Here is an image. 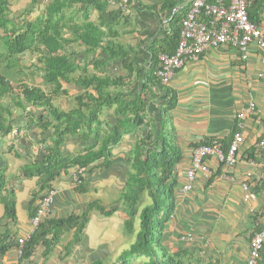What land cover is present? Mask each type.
Returning <instances> with one entry per match:
<instances>
[{
  "label": "crops",
  "instance_id": "0c3cea01",
  "mask_svg": "<svg viewBox=\"0 0 264 264\" xmlns=\"http://www.w3.org/2000/svg\"><path fill=\"white\" fill-rule=\"evenodd\" d=\"M28 1L20 0L21 5L14 10L11 7V17L15 21H22L24 10L20 9L26 7ZM50 1L41 0L29 6V20L37 14L40 16L44 4ZM104 1L107 3V13L116 10L117 7L109 6L108 0H100L101 3ZM111 1L125 3L131 11L129 16L123 15L111 26L114 33L111 40L122 45L124 59L110 57V52H103L100 48L87 52L85 47L75 45L68 46L65 52L70 61L74 58L73 53H77L76 61H88L91 69L97 67V74L124 78L122 91L132 99L145 83L144 73L151 58L150 50L157 49V55L174 51L167 44L162 48V42L174 27L179 29L174 17L183 15L190 0H174L168 8L169 0ZM250 3L249 15L264 35V0H251ZM98 14L90 0H85L84 4L71 2L64 8L65 18L78 26H83L86 21L96 24ZM19 58L22 75L28 76L24 74L26 69L31 70L30 76L36 74V68L40 66L37 52L23 53ZM26 59H29L27 63ZM123 61L136 72L127 75L122 69ZM259 65L257 51L253 50L243 58L240 51L231 47L211 48L198 61L187 62L177 69L167 85L160 83L171 89L175 96L170 124L180 152L175 170L174 206L163 227L161 243L183 264H245L251 235L264 226V155H259L254 149L255 142L264 137V79L256 78ZM42 74L38 72L36 76L40 82ZM65 88L66 95L57 98L61 109H68L69 100H73L75 106V97L84 91L72 82L66 84ZM146 93L147 96L157 94V100L151 98L146 101L143 113L148 121L150 118L153 120V126H141L124 134L121 141L110 148L106 167L94 166L85 172V190L79 192L72 184L70 169L51 181L50 187L54 191L52 219L65 218L70 214L80 215L89 209L83 234L69 255L63 256V246L69 241L71 233L61 235L60 243L55 244L50 252L43 254L44 249L38 247L33 255L22 260H18L14 243L3 255L2 264H85L95 260L112 263L110 261H115L125 250L128 243V235L124 232L126 215L119 199L131 173L126 158L137 136L143 137L149 133L151 140L158 137V101L164 94L163 90L151 86L146 88ZM249 103L254 104L255 110L242 119V141L234 164L228 166L215 157L206 158L207 171L197 172L192 190L181 192L193 148L204 141H216L226 154L240 121L237 114ZM3 106H10L8 110L11 114L7 120L13 127L10 133L0 137V169L13 190L15 221L11 224L2 219L4 210L0 202V234L8 230L9 239L16 240L21 235L31 233L29 213L45 193V190L39 191L41 178L23 177L20 169L38 156L42 150L40 142L47 140L51 131H43L30 123L24 112L10 105L8 96L0 100V107ZM115 118L111 108L104 110L99 119ZM15 130L17 133L14 135ZM85 147L87 143L80 138L68 136L63 143V153L77 154ZM247 173H250L249 178H246ZM245 180L251 192L248 200L243 199L241 188ZM34 193L37 194L34 196L35 202L29 207L27 202ZM91 203L97 206L89 208ZM114 205L116 210L112 215L101 214L100 208L107 211ZM187 234L192 235L189 242L182 240Z\"/></svg>",
  "mask_w": 264,
  "mask_h": 264
},
{
  "label": "trees",
  "instance_id": "16d2710c",
  "mask_svg": "<svg viewBox=\"0 0 264 264\" xmlns=\"http://www.w3.org/2000/svg\"><path fill=\"white\" fill-rule=\"evenodd\" d=\"M172 1L174 0H169L167 8L172 5ZM71 2L84 4L85 0H51L44 4L40 16L32 23L24 21L28 14L24 12L21 23L11 17L10 1L0 0V100L3 101L8 96L10 105L24 112L30 123L43 131H51V136L40 142L43 147L38 156L21 166L22 176L41 178L39 191H48L51 189V181L71 168L106 167L110 148L116 146L124 134L138 130L136 128L141 126H153V120L150 118L148 121L143 113L146 101L151 98L157 100V94L147 96L146 88L151 86L159 91L163 90V97L158 101V137L151 140L149 133L143 137L137 136L126 158L131 173L119 201L126 215L124 232L134 236L135 241L112 263L95 260L85 264H183L161 243L163 227L174 206V189L177 183L175 170L180 152L170 124L175 96L171 89L160 84L155 75L158 50H150L151 58L145 69V83L141 91L132 99L127 98L122 91L124 78L97 74V67L91 69L88 61H76L77 53H73L74 58L70 61L65 52L72 45L85 47L87 52L100 48L103 52H110V57L123 60L124 48L111 40L114 36L111 26L121 20L123 14L120 9L107 13L106 1L101 3L100 0H90L92 7L99 13L96 24L86 21L83 26H78L70 22L72 25L63 30L64 8ZM249 7L248 18L254 22L249 15ZM87 18L86 15V20ZM174 22L179 23V17H174ZM177 35L178 27H174L172 33L163 39L161 47L164 48L167 44L173 49ZM29 52H37L40 66L36 70L43 73L42 81L48 87L47 91L36 85H28L23 80L25 76L22 75L23 68L18 65V59L19 55ZM122 69L127 75L136 72L124 61ZM69 82L84 91L75 97L72 109L63 111L57 98L66 95L65 85ZM9 107H0V137L10 133L13 127L7 120L11 114ZM111 108L116 116L114 120L99 119L104 110ZM68 136L80 138L87 143V147L77 154L63 153V143ZM201 144H211V141ZM85 176L86 173L78 176L79 182L75 188L79 192L85 190ZM7 182L5 173L0 169V202L4 210L2 219L12 224L15 221L14 194ZM35 195L37 194H32L27 202L29 207L34 204ZM145 197L147 203L144 201ZM142 202L144 206L139 208L137 204L141 205ZM95 205L97 206L96 203H91L89 208H94ZM115 205L107 211L104 208L99 210L104 216H110L116 210ZM36 208L37 205L29 213L30 218L35 214ZM88 211L89 209L80 215L70 214L61 219H43L23 242L18 260L29 258L38 247L44 249L43 254L50 252L55 244L60 243L61 235L71 233L69 241L63 246V256L69 255L83 234ZM263 229L264 226L257 230ZM9 238L8 230L0 234V264L6 251L14 243L18 245L16 240ZM260 262L264 264V244L260 251L258 263Z\"/></svg>",
  "mask_w": 264,
  "mask_h": 264
},
{
  "label": "built area",
  "instance_id": "2783aa9c",
  "mask_svg": "<svg viewBox=\"0 0 264 264\" xmlns=\"http://www.w3.org/2000/svg\"><path fill=\"white\" fill-rule=\"evenodd\" d=\"M112 6L122 8L125 14L130 9L120 2L108 0ZM250 0H190L188 8L179 19V31L173 53H160L157 55V68L155 74L162 85H167L173 78L175 71L187 62H196L208 49H217L223 46L237 49L245 58L251 51H257L259 56V69L257 79H264V35L261 29L248 18L247 9ZM254 104L249 103L244 109L245 113L254 111ZM244 112L238 114L237 132L234 133L227 152L224 155L218 143L201 144L193 148L190 167L186 171V183L182 191H188L196 178L197 172H206L205 159L215 157L219 162L231 166L235 162V155L242 141L241 129ZM259 155H264V137L254 144ZM86 171L85 167H77L71 171L73 181L77 175ZM250 173L246 174L249 178ZM243 199L251 198L247 180L241 183ZM54 191H49L39 202L34 216L31 218V232L43 221L50 217ZM28 235L17 237L19 247L16 254H21V245ZM191 235L184 237L189 241ZM264 244V230L255 232L249 240L248 254L245 264H258L260 251Z\"/></svg>",
  "mask_w": 264,
  "mask_h": 264
},
{
  "label": "rangeland",
  "instance_id": "374dc122",
  "mask_svg": "<svg viewBox=\"0 0 264 264\" xmlns=\"http://www.w3.org/2000/svg\"><path fill=\"white\" fill-rule=\"evenodd\" d=\"M9 1H10V4H11V7H13V10H14L15 7L21 5L20 0H9ZM40 2H41V0H29L28 3H27V6H26V7H22L23 9H20V11H23V10H24L25 13H28V12H29V11H28L29 6L31 7L32 5H35V3H40ZM38 16H39V15L37 14L35 17L32 18V20L34 21ZM29 18H30V12H29V14H27V18H26V20L28 21ZM33 21H30V22L32 23ZM70 25H72V24L70 23V21H69L67 18H63V19H62V29H63V30H66V28H67L68 26H70ZM28 60H29V59H26V63L28 62ZM24 71H25L24 74H25V75H28V76H25V77L23 78V80H24L25 82H27L28 85H36V86L40 87L41 89H43L44 91H47L48 87L44 84V82H43V81L40 82L39 77L36 78V76H38V72H37V70H36V74H33V75H31V76H30V73H29V72H31L30 69H26V70H24ZM34 80H35V81H34ZM61 99H62V98H61ZM74 102H75V101H74ZM73 107H74V105H73V100H69V102H68V109H72ZM64 110H67V109H64V108H63V111H64ZM102 114H103V113H101L100 116H102ZM73 185L75 186V184H73ZM123 192H124V190L121 191L120 194H122ZM53 200H54V198H53ZM146 200H147V199H146V197H145V199H144L145 203H147ZM52 203H53V202H52ZM142 205L144 206V203H143V202L141 203V205H140V203L137 204V206H139V208H140ZM136 220H137V219H136ZM127 237H128V238H127V242H128V243H126V248H128V246H129L131 243H133V242L135 241L134 236H132V235H128ZM126 248H125V249H126ZM110 262H114V261H110Z\"/></svg>",
  "mask_w": 264,
  "mask_h": 264
},
{
  "label": "clouds",
  "instance_id": "9594fccd",
  "mask_svg": "<svg viewBox=\"0 0 264 264\" xmlns=\"http://www.w3.org/2000/svg\"><path fill=\"white\" fill-rule=\"evenodd\" d=\"M108 4H109V3H108ZM124 4H125V3H124ZM125 5H126V4H125ZM109 6H110V4H109ZM111 6H112V5H111ZM126 6L128 7V5H126ZM128 8H129V7H128ZM116 9H120V11H121V13H122L123 15H127V16H129V14H125V13L123 12V9H122V8H118V7H117ZM130 12H131V11H130ZM130 14H131V13H130ZM181 16H182V15H181ZM181 16H179V19H180ZM25 20H26V18L24 19V21H25ZM28 21H33V20H28ZM21 23H23V21H21ZM178 31H179V29H178ZM177 37H178V35H177ZM176 41H177V40H176ZM175 45H176V44H175ZM174 48H175V47H174ZM159 54H160V53H159ZM167 54H171V53H167ZM178 69H179V68H178ZM42 90H43V89H42ZM247 106H248V105H247ZM254 108H255V106H254ZM254 110H255V109H254ZM241 112H244V110L241 111ZM253 112H254V111H253ZM239 113H240V112H239ZM239 113H238V114H239ZM238 114H237V116H238ZM246 114H251V113H245V112H244V117H245ZM244 117H243V118H244ZM237 118H238V117H237ZM242 121H243V120H242ZM14 132H15V133H14V135H15V134L17 133V130H15ZM236 132H237V131H236ZM236 132H235V133H236ZM262 138H263V137H262ZM213 142H216V141H213ZM211 143H212V142H211ZM216 143H217V142H216ZM199 145H201V144H199ZM197 146H198V145H197ZM219 146H220V145H219ZM42 147H43V145H41V148H42ZM195 147H196V146H195ZM41 151H42V150H41ZM222 153H223V152H222ZM224 155H225V154H224ZM75 168H77V167L71 168L70 170L73 171ZM85 168H86V170H89L90 166H89V167H85ZM5 177H6V176H5ZM51 190H52V189H50V190H48V191H45V193H44L42 196H45V195H46L49 191H51ZM40 200H41V199L38 200L37 207H38V204H39ZM52 202H53V201H52ZM51 207H52V205H51ZM36 209H37V208H36ZM36 209H35V211H36ZM51 213H52V212H51ZM51 213H50V217H51ZM33 216H34V215H33ZM48 218H49V217H48ZM30 222H31V218H30ZM30 227H31V223H30ZM36 228H37V227H36ZM263 230H264V229H263ZM257 231H262V230H257ZM31 233H32V232H31ZM31 233L29 232V233H27V234H25V235H28V236H29ZM190 235H191V234H190ZM21 236H22V235H21ZM191 238H192V235H191ZM26 239H27V238H26ZM182 240L185 241V240H184V237L182 238ZM190 240H191V239H190ZM190 240H189V241H190ZM16 241H17V238H16ZM189 241H185V242H189ZM17 244H18V242H17ZM21 246H22V245H21ZM18 247H19V244L17 245V248H18ZM259 261H260V260H259ZM258 264H259V263H258Z\"/></svg>",
  "mask_w": 264,
  "mask_h": 264
},
{
  "label": "bare ground",
  "instance_id": "6f19581e",
  "mask_svg": "<svg viewBox=\"0 0 264 264\" xmlns=\"http://www.w3.org/2000/svg\"><path fill=\"white\" fill-rule=\"evenodd\" d=\"M190 162H191V161H190ZM189 167H190V166H189ZM86 171H87V170H86ZM86 171H84L83 173H85ZM83 173H82V174H83ZM78 176H79V175H77V181H73V178H72V176H71V178H72V179H71L72 184H75V185L78 184V182H79V178H78ZM186 181H187V180H186ZM186 181H185V183H186ZM185 183H184V184H185ZM193 183H194V181L191 183V188H190L188 191H182V186L184 185V184H183V185L181 186V188H180V191H181V192H189V191H191L192 188H193ZM256 232H257V231H256ZM254 233H255V232H254ZM254 233H253V234H254ZM253 234H252V235H253ZM252 235H251V237H252Z\"/></svg>",
  "mask_w": 264,
  "mask_h": 264
}]
</instances>
